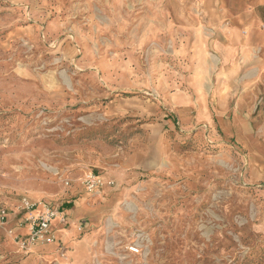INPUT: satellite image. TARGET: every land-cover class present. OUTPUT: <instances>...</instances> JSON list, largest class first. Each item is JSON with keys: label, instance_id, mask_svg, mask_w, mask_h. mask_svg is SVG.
Returning a JSON list of instances; mask_svg holds the SVG:
<instances>
[{"label": "rangeland", "instance_id": "rangeland-1", "mask_svg": "<svg viewBox=\"0 0 264 264\" xmlns=\"http://www.w3.org/2000/svg\"><path fill=\"white\" fill-rule=\"evenodd\" d=\"M208 5L0 0V264H264V168L214 100L242 90L214 86ZM117 168L85 256L21 249L24 199L63 210Z\"/></svg>", "mask_w": 264, "mask_h": 264}, {"label": "crops", "instance_id": "crops-1", "mask_svg": "<svg viewBox=\"0 0 264 264\" xmlns=\"http://www.w3.org/2000/svg\"><path fill=\"white\" fill-rule=\"evenodd\" d=\"M207 2L211 13L216 8L215 15L210 21L217 30L207 42L215 58L214 62L219 65L218 70L221 71V77L215 80L217 83L214 86L239 87L242 90L235 96L225 99L220 89L214 95V100L220 103L234 101L235 111L231 115L233 121L230 125L223 121L224 129L236 138L239 147L247 152L253 168H264V0H207ZM225 75H229L230 78L226 80ZM242 87L249 88L246 94L243 93ZM226 112L225 109L221 111L222 118H225ZM125 174L121 168L110 170L102 176L104 194L98 198L90 194L80 196L63 209L68 224L62 225L59 220L53 222V231L58 242L46 248L55 250L60 245L56 249L58 252V249L65 246L63 243H72V253L76 256H85L89 252L88 247L94 236L84 235V232L89 231L88 226H104L102 215L107 213L104 208L107 202L104 200L109 199L112 203L117 197L109 185L114 181L113 178L119 181ZM83 175L76 183L84 184ZM74 193L77 192L74 191L73 195ZM96 199L103 200V203Z\"/></svg>", "mask_w": 264, "mask_h": 264}, {"label": "built area", "instance_id": "built-area-1", "mask_svg": "<svg viewBox=\"0 0 264 264\" xmlns=\"http://www.w3.org/2000/svg\"><path fill=\"white\" fill-rule=\"evenodd\" d=\"M84 184L89 193L96 192L98 188L103 186L100 177L93 172L86 176ZM22 205V209L27 216L24 223L26 226H30V230L21 239H19V234L15 238L19 240L21 249L31 252L38 245L56 244L57 238L53 231V222L59 220L60 224L67 225L68 218L64 211L51 204L32 202L28 199H24ZM1 220L2 222L8 220L5 210L2 212ZM129 252L133 255H139L141 249L138 245H135L129 248Z\"/></svg>", "mask_w": 264, "mask_h": 264}, {"label": "bare ground", "instance_id": "bare-ground-1", "mask_svg": "<svg viewBox=\"0 0 264 264\" xmlns=\"http://www.w3.org/2000/svg\"><path fill=\"white\" fill-rule=\"evenodd\" d=\"M97 215V214H96Z\"/></svg>", "mask_w": 264, "mask_h": 264}]
</instances>
